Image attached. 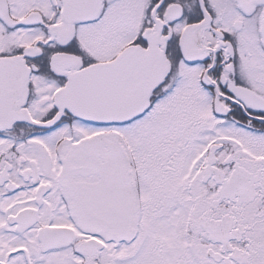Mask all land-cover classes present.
Segmentation results:
<instances>
[{
    "label": "snow or ice",
    "instance_id": "snow-or-ice-1",
    "mask_svg": "<svg viewBox=\"0 0 264 264\" xmlns=\"http://www.w3.org/2000/svg\"><path fill=\"white\" fill-rule=\"evenodd\" d=\"M0 264H264V0H0Z\"/></svg>",
    "mask_w": 264,
    "mask_h": 264
}]
</instances>
